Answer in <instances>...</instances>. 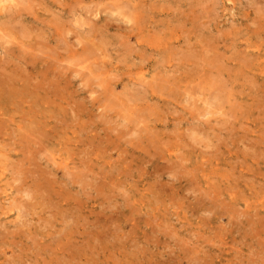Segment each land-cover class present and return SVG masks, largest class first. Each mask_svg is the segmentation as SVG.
I'll return each instance as SVG.
<instances>
[{
    "label": "rangeland",
    "instance_id": "374dc122",
    "mask_svg": "<svg viewBox=\"0 0 264 264\" xmlns=\"http://www.w3.org/2000/svg\"><path fill=\"white\" fill-rule=\"evenodd\" d=\"M0 264H264V0H0Z\"/></svg>",
    "mask_w": 264,
    "mask_h": 264
},
{
    "label": "bare ground",
    "instance_id": "6f19581e",
    "mask_svg": "<svg viewBox=\"0 0 264 264\" xmlns=\"http://www.w3.org/2000/svg\"><path fill=\"white\" fill-rule=\"evenodd\" d=\"M31 31V30H30Z\"/></svg>",
    "mask_w": 264,
    "mask_h": 264
}]
</instances>
